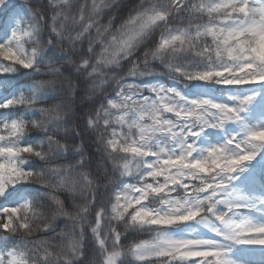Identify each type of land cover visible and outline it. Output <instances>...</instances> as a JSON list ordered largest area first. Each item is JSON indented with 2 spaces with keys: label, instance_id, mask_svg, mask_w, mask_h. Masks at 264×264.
<instances>
[{
  "label": "clouds",
  "instance_id": "clouds-1",
  "mask_svg": "<svg viewBox=\"0 0 264 264\" xmlns=\"http://www.w3.org/2000/svg\"><path fill=\"white\" fill-rule=\"evenodd\" d=\"M261 238L264 0H0V264Z\"/></svg>",
  "mask_w": 264,
  "mask_h": 264
},
{
  "label": "snow or ice",
  "instance_id": "snow-or-ice-1",
  "mask_svg": "<svg viewBox=\"0 0 264 264\" xmlns=\"http://www.w3.org/2000/svg\"><path fill=\"white\" fill-rule=\"evenodd\" d=\"M11 51V49H5L4 51V55H8V53ZM250 156H243L240 159H249ZM235 163V161L233 162ZM247 244H259V245H264V238L261 239H254V240H246L244 241ZM213 254V251L210 249H193L191 251H187V252H178L177 254V258H181L183 257L184 259H188V260H192V261H199L202 259V257L206 256V255H211ZM222 264H230L229 261L227 260H223Z\"/></svg>",
  "mask_w": 264,
  "mask_h": 264
},
{
  "label": "rangeland",
  "instance_id": "rangeland-1",
  "mask_svg": "<svg viewBox=\"0 0 264 264\" xmlns=\"http://www.w3.org/2000/svg\"><path fill=\"white\" fill-rule=\"evenodd\" d=\"M239 256L243 258H250V259H259L261 253L258 248L255 247H245L240 250L238 253Z\"/></svg>",
  "mask_w": 264,
  "mask_h": 264
}]
</instances>
